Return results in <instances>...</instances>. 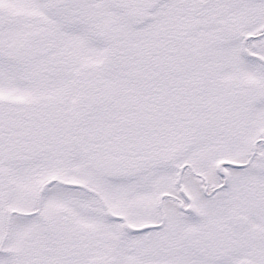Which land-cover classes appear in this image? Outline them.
<instances>
[{
    "label": "snow or ice",
    "instance_id": "snow-or-ice-1",
    "mask_svg": "<svg viewBox=\"0 0 264 264\" xmlns=\"http://www.w3.org/2000/svg\"><path fill=\"white\" fill-rule=\"evenodd\" d=\"M0 264H264V0H0Z\"/></svg>",
    "mask_w": 264,
    "mask_h": 264
}]
</instances>
